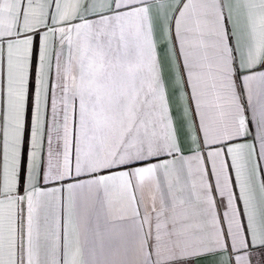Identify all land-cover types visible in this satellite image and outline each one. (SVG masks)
Instances as JSON below:
<instances>
[{
  "label": "snow or ice",
  "instance_id": "6c2138e0",
  "mask_svg": "<svg viewBox=\"0 0 264 264\" xmlns=\"http://www.w3.org/2000/svg\"><path fill=\"white\" fill-rule=\"evenodd\" d=\"M129 253L264 264V0H0V264Z\"/></svg>",
  "mask_w": 264,
  "mask_h": 264
},
{
  "label": "crops",
  "instance_id": "0c3cea01",
  "mask_svg": "<svg viewBox=\"0 0 264 264\" xmlns=\"http://www.w3.org/2000/svg\"><path fill=\"white\" fill-rule=\"evenodd\" d=\"M147 191H146V195H147ZM105 211L108 212V206L106 205L105 207ZM122 211V203H121V195L120 193L117 192H113L112 196H111V213L112 215H118L120 214ZM115 222L112 220L111 216H107V217H102L100 220V226H101V230H112L113 224ZM113 235H115V233L113 232ZM119 260H125L126 264H134V260L135 257L129 253L126 257L123 256V254H121L120 256L116 257Z\"/></svg>",
  "mask_w": 264,
  "mask_h": 264
}]
</instances>
